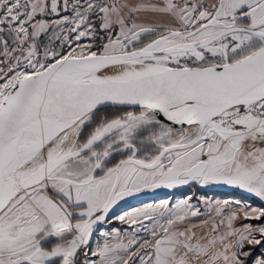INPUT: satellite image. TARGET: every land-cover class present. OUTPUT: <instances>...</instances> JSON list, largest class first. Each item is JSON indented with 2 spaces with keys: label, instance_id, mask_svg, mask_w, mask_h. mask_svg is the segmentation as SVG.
<instances>
[{
  "label": "snow or ice",
  "instance_id": "1",
  "mask_svg": "<svg viewBox=\"0 0 264 264\" xmlns=\"http://www.w3.org/2000/svg\"><path fill=\"white\" fill-rule=\"evenodd\" d=\"M193 182L264 201V0H0V264H264V208L103 230Z\"/></svg>",
  "mask_w": 264,
  "mask_h": 264
},
{
  "label": "crops",
  "instance_id": "2",
  "mask_svg": "<svg viewBox=\"0 0 264 264\" xmlns=\"http://www.w3.org/2000/svg\"><path fill=\"white\" fill-rule=\"evenodd\" d=\"M156 22L163 23L165 22V18H154ZM207 187L208 185H204ZM215 186V185H211ZM216 186H222L224 188H215V189H220V190H225V191H235L237 193H232V194H224L222 193L221 195H218L214 197V199H210L207 197H204L203 199L199 200H189V202H193L192 204L196 203L198 205L193 206V209L197 211L199 214L194 217H190L189 220L187 221V224L189 225H196V231L198 233H203L206 232L210 227L211 223L214 219H216L215 212L213 209L215 208L216 205H226L230 208H235L237 204L244 205V206H250L251 208H264V201H261L259 198L255 197L253 194H250L246 192L245 190L236 188L234 186H228V185H216ZM248 195V196H246ZM165 197V198H158V199H153L151 201L147 202H140V203H135L132 205H126L122 208H120L117 211H113L115 215H113L109 222L105 225H103V230L112 232L113 230H120L121 233L123 234L125 231L129 230V226L122 224L119 220L115 219L116 215H121L129 211H134L136 209L140 208H145L148 206H158L161 204V202H158L159 200L164 201L165 199L170 198ZM206 198V200H204ZM170 207H175L176 204H169ZM198 207V208H197ZM145 223H149L148 221H145ZM243 223H252V224H257L259 221H245L242 217L241 219H238L234 222V226H240ZM141 239H144L147 237V233L144 232L143 229H141V232L138 234ZM103 240L99 236V231L96 232L92 238L91 241V247L95 248L97 243H102Z\"/></svg>",
  "mask_w": 264,
  "mask_h": 264
},
{
  "label": "rangeland",
  "instance_id": "3",
  "mask_svg": "<svg viewBox=\"0 0 264 264\" xmlns=\"http://www.w3.org/2000/svg\"><path fill=\"white\" fill-rule=\"evenodd\" d=\"M70 14V13H69ZM86 42V41H85ZM222 193L224 194H232V193H237L235 191H225V190H220V189H214V188H209L205 187L204 185H199L196 183H190L188 185H185V188L181 189L180 191H177L173 194H171L170 198L165 199L164 201L159 200L158 202H168V204H179L181 201L188 200L190 197V200H199L203 199L204 197L214 199V197L221 195ZM248 196V195H246ZM169 197V196H166ZM165 198V197H163ZM206 200V198L204 199ZM140 203V202H139ZM191 204L193 202H190ZM193 206L198 205L196 203L192 204ZM198 208V207H197ZM119 210V209H118ZM117 211V210H116ZM84 249H82L83 251ZM85 251V250H84Z\"/></svg>",
  "mask_w": 264,
  "mask_h": 264
},
{
  "label": "water",
  "instance_id": "4",
  "mask_svg": "<svg viewBox=\"0 0 264 264\" xmlns=\"http://www.w3.org/2000/svg\"><path fill=\"white\" fill-rule=\"evenodd\" d=\"M209 188H224L222 186H211L208 185ZM185 188V185H178L174 188L168 189V188H158L154 190H147L145 192H141L138 194H135L133 196L125 198L124 201H121L118 205L114 206L113 211H116L126 205H132L139 202H147L151 201L153 199L163 198L166 196H170L171 194L180 191L181 189Z\"/></svg>",
  "mask_w": 264,
  "mask_h": 264
},
{
  "label": "built area",
  "instance_id": "5",
  "mask_svg": "<svg viewBox=\"0 0 264 264\" xmlns=\"http://www.w3.org/2000/svg\"><path fill=\"white\" fill-rule=\"evenodd\" d=\"M84 251V250H83ZM83 251H82V253H83ZM81 258H83V256L81 255Z\"/></svg>",
  "mask_w": 264,
  "mask_h": 264
},
{
  "label": "flooded vegetation",
  "instance_id": "6",
  "mask_svg": "<svg viewBox=\"0 0 264 264\" xmlns=\"http://www.w3.org/2000/svg\"><path fill=\"white\" fill-rule=\"evenodd\" d=\"M215 189V188H214Z\"/></svg>",
  "mask_w": 264,
  "mask_h": 264
}]
</instances>
